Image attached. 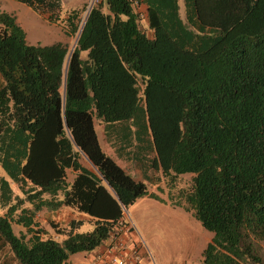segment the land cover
Returning a JSON list of instances; mask_svg holds the SVG:
<instances>
[{"label":"trees","instance_id":"trees-1","mask_svg":"<svg viewBox=\"0 0 264 264\" xmlns=\"http://www.w3.org/2000/svg\"><path fill=\"white\" fill-rule=\"evenodd\" d=\"M19 1L78 29L80 7ZM94 116L150 134L169 187L192 174L172 204L213 232L198 264H264V0H95L71 49L27 42L0 9V264H63L159 198L103 150ZM61 205L92 228L41 235L36 213Z\"/></svg>","mask_w":264,"mask_h":264},{"label":"rangeland","instance_id":"rangeland-1","mask_svg":"<svg viewBox=\"0 0 264 264\" xmlns=\"http://www.w3.org/2000/svg\"><path fill=\"white\" fill-rule=\"evenodd\" d=\"M88 1L64 0L63 7L76 6L81 8L78 29H80V20ZM0 9L16 15L29 43L44 44L64 40L68 42L71 49L76 42L78 29L67 34L61 20L50 21L24 2L0 0ZM59 13L62 14V10ZM143 15L145 16L146 13ZM94 124L97 133L100 135V121L96 116H94ZM0 174H5L1 164ZM191 176L192 174L189 172L179 175L172 187H169L167 180L160 187L148 184L149 189L157 193L159 198L141 196L124 209L125 218L129 221L128 224L137 241L142 243L143 250L149 251L156 264H197L196 261L200 260L203 248H205L204 245L213 234L190 212L172 204L175 202L173 200H181L177 194L178 190L189 186ZM171 194L174 198H171ZM49 209L43 207L36 213L34 227L42 229L41 235H53L61 238L56 228L66 224L69 214L61 210L56 211L54 208ZM74 214L76 218L83 219L82 225L78 228L79 231L92 228L87 213L74 209ZM52 222H55L56 225ZM13 224L17 233L20 232V229L26 230L21 224ZM90 257L87 251H78L70 254L63 264H92ZM149 261L152 263L151 259ZM14 264L18 263L14 261Z\"/></svg>","mask_w":264,"mask_h":264},{"label":"crops","instance_id":"crops-1","mask_svg":"<svg viewBox=\"0 0 264 264\" xmlns=\"http://www.w3.org/2000/svg\"><path fill=\"white\" fill-rule=\"evenodd\" d=\"M62 1L64 2V0ZM99 131L100 135L97 133V136L101 147L107 154L115 159L117 163L125 169V171L130 173L135 179L142 180L155 187L164 185L166 177L162 175L160 167L153 163L155 152L150 141V134L147 136L138 134L134 131V127L126 122L123 124H104L100 122ZM83 163L86 164V161L83 160ZM75 173L76 171L72 168L67 170L68 181L73 179ZM150 190L153 191L152 189ZM55 210L67 212L69 214L67 221L72 219H81L75 217L74 209L70 206L61 205ZM124 219L129 223V221L125 218V211ZM123 239L126 241V252L132 247H136L142 254L139 264H152L149 261L145 250H143L142 246L138 243L132 230L127 233H123ZM87 253L90 255L91 251ZM202 257L203 255L201 253L200 260L196 261L197 264L202 260Z\"/></svg>","mask_w":264,"mask_h":264},{"label":"built area","instance_id":"built-area-1","mask_svg":"<svg viewBox=\"0 0 264 264\" xmlns=\"http://www.w3.org/2000/svg\"><path fill=\"white\" fill-rule=\"evenodd\" d=\"M95 0H89L86 4V8L83 12L80 20V27L84 23V20ZM131 230L130 225L121 224L112 229L109 237L97 248L91 251L92 264H139L142 258V254L136 247H132L127 252L125 251L126 245L123 239V233H127ZM140 245L142 243L138 242ZM142 246V245H141ZM147 257L151 259L152 264H156L154 258L148 250L145 251Z\"/></svg>","mask_w":264,"mask_h":264},{"label":"water","instance_id":"water-1","mask_svg":"<svg viewBox=\"0 0 264 264\" xmlns=\"http://www.w3.org/2000/svg\"><path fill=\"white\" fill-rule=\"evenodd\" d=\"M75 44V43H74Z\"/></svg>","mask_w":264,"mask_h":264}]
</instances>
